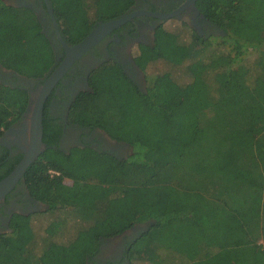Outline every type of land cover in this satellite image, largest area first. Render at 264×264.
Here are the masks:
<instances>
[{"label": "trees", "instance_id": "trees-1", "mask_svg": "<svg viewBox=\"0 0 264 264\" xmlns=\"http://www.w3.org/2000/svg\"><path fill=\"white\" fill-rule=\"evenodd\" d=\"M49 1L70 45L137 2ZM196 4L224 35L204 38L193 30L186 41L187 23L161 25L155 44L136 57L146 73L144 90L119 64L106 62L71 104L70 121L128 142L127 158L62 151L61 126L45 110L47 148L24 179L48 206L36 216L53 218L39 236L32 216H15L13 231L0 235V264H89L102 238L139 223L147 229L127 245L130 264H264V0ZM158 62L183 66L184 76L147 73ZM0 63L34 79L56 63L34 10L6 0H0ZM29 100L26 89L0 81V136ZM21 156L0 166V180ZM29 226L30 236L20 233ZM73 227L69 240H57Z\"/></svg>", "mask_w": 264, "mask_h": 264}, {"label": "flooded vegetation", "instance_id": "flooded-vegetation-1", "mask_svg": "<svg viewBox=\"0 0 264 264\" xmlns=\"http://www.w3.org/2000/svg\"><path fill=\"white\" fill-rule=\"evenodd\" d=\"M7 2L34 10L42 23L43 30L53 42L56 54V63L52 69L44 77L38 79L24 76L13 69L4 67L0 63V81L7 86L26 89L29 92L30 104L33 102L39 88L66 58V50L58 38L55 27L56 22L50 13L46 0H7ZM140 10L160 14L175 12V16L164 19L148 13L138 14L130 21L113 29L94 48L72 64L48 95L44 112L47 109L48 118L52 123L61 126L57 146L62 151L69 153L75 147L89 148L100 153H107L119 160L127 158L131 153L132 146L128 142L112 138L106 131L97 126L81 125L68 119L74 98L79 92L90 88V73L99 65L106 62L119 64L125 73L144 90L146 76L136 62L137 54L132 53L133 45L136 44L138 47L153 46L158 27L167 25L172 19L187 23L204 38H208L209 35L211 37L217 36L223 31L217 23L201 13L197 4L196 7L192 6L190 0H137L134 9L130 13ZM23 121L22 115L17 122L8 128H11L8 133L7 129L0 136L2 141V144H0V166H4L5 163L8 165L13 163L21 155L20 160L22 159L23 131L21 127ZM12 128L16 129L11 131ZM47 208L46 204L31 195L23 177L15 188L0 201V235L13 231L12 223L15 216H34ZM147 224L139 223L118 236L102 238L99 250L89 264H129L127 245L143 230L147 229L144 226Z\"/></svg>", "mask_w": 264, "mask_h": 264}, {"label": "water", "instance_id": "water-1", "mask_svg": "<svg viewBox=\"0 0 264 264\" xmlns=\"http://www.w3.org/2000/svg\"><path fill=\"white\" fill-rule=\"evenodd\" d=\"M46 1L48 2L50 13L56 22L55 27L58 38L66 50V58L58 67L55 68V70L39 88L37 94L33 98V102L29 104L27 110L23 114L24 121L21 127L23 131V144L21 145L23 150V157L11 172L0 180V201L4 199L6 195L15 188L20 180L25 176L28 168L46 149V144L43 141V113L45 101L56 83L68 71L72 64L86 52L94 48L113 29L120 27L124 23L133 19V17L138 14L148 13L154 16L156 15L162 17L164 19H170L175 16V12L167 14H160L144 10L134 11L131 13L129 12L117 19H112L98 24L89 32V34L84 39H82L78 43L70 45L61 33L59 23L55 18L54 11L51 8V4H49V0ZM190 3L192 4V6L196 7V0H190ZM10 129L7 130V133L10 131ZM15 129L16 128H12L11 131H14ZM0 144H2L1 140Z\"/></svg>", "mask_w": 264, "mask_h": 264}, {"label": "rangeland", "instance_id": "rangeland-1", "mask_svg": "<svg viewBox=\"0 0 264 264\" xmlns=\"http://www.w3.org/2000/svg\"><path fill=\"white\" fill-rule=\"evenodd\" d=\"M167 24L170 26L173 25L174 28L179 26L178 20H173V19L170 20ZM192 31H193V28L191 26H188V27L186 26V28H185V30H183V34H182L183 39L186 41H189L190 35L192 34ZM218 35H224V31H221V33ZM210 37H211V35L208 36V38H210ZM143 49H144V46L138 47V45L135 44V45H133L132 53L133 54H140V53H142ZM251 53H249L247 55V57L251 55V57H250L251 61L250 62H253V60L255 59V54L254 53L251 54ZM163 70H171L176 74H182L183 73V75H181L180 77L184 76L183 66L172 67L171 65H168L165 62H158L155 65L150 66L147 70V73H154V72H159V71H163ZM145 76H146V73H145ZM144 87L146 88L145 84H144ZM60 213H61V215H65V212H60ZM56 215H60V214L56 213ZM52 218H53V216H50V217H47V216L44 217L43 216L42 217V216H36L35 215V216H32V219H31L32 221H30L31 222L30 224L33 226L35 232L39 236H45L46 226L49 223V220H51ZM144 226L147 227V225H144ZM76 228L77 227H73L69 231L62 233L61 236L57 240L60 242H66L67 240L70 239V237L72 236V234L76 230ZM20 233H24L23 235L28 237L31 235L32 230L30 229V226H29V227L22 228V230H20ZM179 261L180 260H178V262ZM129 264H130V262H129ZM140 264H142V263H140Z\"/></svg>", "mask_w": 264, "mask_h": 264}, {"label": "built area", "instance_id": "built-area-1", "mask_svg": "<svg viewBox=\"0 0 264 264\" xmlns=\"http://www.w3.org/2000/svg\"><path fill=\"white\" fill-rule=\"evenodd\" d=\"M52 173H57V172H55V171H52Z\"/></svg>", "mask_w": 264, "mask_h": 264}]
</instances>
